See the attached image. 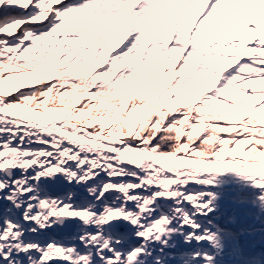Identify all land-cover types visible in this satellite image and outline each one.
Here are the masks:
<instances>
[{"label": "snow or ice", "instance_id": "1", "mask_svg": "<svg viewBox=\"0 0 264 264\" xmlns=\"http://www.w3.org/2000/svg\"><path fill=\"white\" fill-rule=\"evenodd\" d=\"M225 171L264 188V0H0V264L215 241Z\"/></svg>", "mask_w": 264, "mask_h": 264}, {"label": "bare ground", "instance_id": "2", "mask_svg": "<svg viewBox=\"0 0 264 264\" xmlns=\"http://www.w3.org/2000/svg\"><path fill=\"white\" fill-rule=\"evenodd\" d=\"M210 178L213 184L200 185L198 190L212 194L203 199H211L213 211L196 217L200 224L197 235L207 230L215 241H186L192 229L180 228L179 220H174L170 227L176 232L162 236L160 241L145 242L141 264H264V188L234 171L214 173ZM244 186L251 190L247 198L240 195ZM131 243L140 246L139 241ZM196 253L198 258H194Z\"/></svg>", "mask_w": 264, "mask_h": 264}, {"label": "water", "instance_id": "3", "mask_svg": "<svg viewBox=\"0 0 264 264\" xmlns=\"http://www.w3.org/2000/svg\"><path fill=\"white\" fill-rule=\"evenodd\" d=\"M250 187L249 186H244L243 189L240 191V195L244 197H248L250 195Z\"/></svg>", "mask_w": 264, "mask_h": 264}, {"label": "trees", "instance_id": "4", "mask_svg": "<svg viewBox=\"0 0 264 264\" xmlns=\"http://www.w3.org/2000/svg\"><path fill=\"white\" fill-rule=\"evenodd\" d=\"M114 54H115V53H114ZM114 54H113V55H114ZM105 67H107V65H105ZM101 70H103V69H101Z\"/></svg>", "mask_w": 264, "mask_h": 264}, {"label": "rangeland", "instance_id": "5", "mask_svg": "<svg viewBox=\"0 0 264 264\" xmlns=\"http://www.w3.org/2000/svg\"><path fill=\"white\" fill-rule=\"evenodd\" d=\"M100 49H98V51H99ZM114 54V53H113ZM22 90H25V89H22Z\"/></svg>", "mask_w": 264, "mask_h": 264}]
</instances>
